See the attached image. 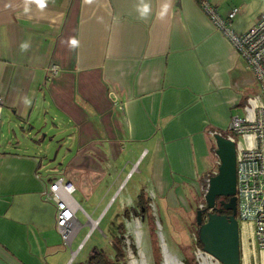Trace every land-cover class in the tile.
Listing matches in <instances>:
<instances>
[{
	"label": "crops",
	"instance_id": "crops-1",
	"mask_svg": "<svg viewBox=\"0 0 264 264\" xmlns=\"http://www.w3.org/2000/svg\"><path fill=\"white\" fill-rule=\"evenodd\" d=\"M201 1L0 0V133L9 124L31 136L40 108L53 109L77 154L139 148L150 155L149 191L167 207L185 206L217 170L212 134L227 132L234 109L242 115L258 95L253 73ZM206 1L222 17L237 8L231 28L239 35L264 13V0ZM1 134L0 264H62L57 207L44 195L55 177L42 173L17 133ZM90 160L89 180L100 167ZM76 177L67 178L73 193L82 185Z\"/></svg>",
	"mask_w": 264,
	"mask_h": 264
},
{
	"label": "rangeland",
	"instance_id": "rangeland-1",
	"mask_svg": "<svg viewBox=\"0 0 264 264\" xmlns=\"http://www.w3.org/2000/svg\"><path fill=\"white\" fill-rule=\"evenodd\" d=\"M39 112L41 119L40 122L33 124L31 136H27L30 129L22 137L23 130L20 127L15 129L13 127L14 132H12L9 124L6 125L4 134H0L4 135L5 139H9L11 136H15L14 133H17L19 140L30 145L42 163L44 175L55 178L63 176L68 181V176L76 173V180L82 184L80 187L77 186V190L72 194L79 207L76 218L79 222L77 228L80 227V229L71 247L65 245L67 251L62 264H87L89 255L94 253L95 249L102 250L106 255L112 257L114 251L111 246V238L114 229L123 241L126 261L129 264L133 262L146 264L154 255V243L151 241L149 233L148 214L145 218L135 215V212L132 211L134 208L138 212L136 201L131 200V197H134V191L139 193V188H145L147 197L152 201L150 213L154 220L160 255L162 244L163 249L166 245L167 251L182 262L185 257L194 256L197 263L203 261L201 256L208 257L206 254H201V248L197 245L198 227L195 223L196 210L204 205L205 181L197 190H191L187 203L184 202L186 207L181 206L178 202L169 205L168 208L162 201V198L165 197H160L156 193L152 194L148 189L151 173L150 155L144 157V154L140 157L139 148H135L132 153L118 152L119 149H117V153L113 154L111 151L109 152L108 148H104L102 153L79 152L77 154L76 138L68 127V123L62 117L56 116L53 109L50 110V108L42 106ZM241 113V109H234V114L241 115ZM2 117L5 121L4 113H2ZM220 133L222 135L229 134L223 131ZM234 137L236 136L234 135ZM211 142V146L215 150L214 140L211 139ZM0 146L3 147L2 142H0ZM91 158L100 167L94 172L91 171L92 177L89 180L85 174H90ZM75 167L77 171L74 170ZM72 180L74 181V179ZM183 186L184 189L190 188V185L184 184ZM126 209H129L130 213L128 217H121L125 224V231L122 233L119 232L115 224L119 219V214L121 215ZM84 212L93 220L99 218L98 224L93 226V231H90V219L85 226L87 216ZM84 239L83 247L75 256H72V252L78 249ZM240 240L241 264H259L262 254L253 250L249 225L240 224ZM127 262L119 264H128Z\"/></svg>",
	"mask_w": 264,
	"mask_h": 264
},
{
	"label": "built area",
	"instance_id": "built-area-1",
	"mask_svg": "<svg viewBox=\"0 0 264 264\" xmlns=\"http://www.w3.org/2000/svg\"><path fill=\"white\" fill-rule=\"evenodd\" d=\"M200 6L244 59L246 68L253 73L258 86V95L247 100L244 113L231 117L227 126L229 134L226 136L234 142L236 151V218L239 224L250 226V242L254 246L253 250L262 254L259 264H264V13L250 30L239 35L231 28L237 8L222 17L206 0H202ZM52 71L57 73L58 67L53 66ZM3 105L4 99L0 96V121ZM73 191L71 182L58 177L44 192L45 198L56 204L57 229L69 247L79 230L76 218L79 207L72 197ZM86 216L87 222L90 219V222L98 224L99 219L93 220ZM93 229L91 225L90 231ZM85 239L72 252V256L83 247Z\"/></svg>",
	"mask_w": 264,
	"mask_h": 264
},
{
	"label": "water",
	"instance_id": "water-1",
	"mask_svg": "<svg viewBox=\"0 0 264 264\" xmlns=\"http://www.w3.org/2000/svg\"><path fill=\"white\" fill-rule=\"evenodd\" d=\"M34 128V127H33ZM32 128V130H33ZM215 143V155L218 166L215 173L207 179L204 193V205L196 210L198 240L201 244V254L217 264H241L242 248L240 240V224L236 218V151L234 142L226 135L212 134ZM228 197V201L219 202L221 209L230 211L222 214L216 208V199ZM206 212L202 217V213ZM161 263L166 257L175 264H184L168 251L165 256L161 244ZM201 264V261H198Z\"/></svg>",
	"mask_w": 264,
	"mask_h": 264
},
{
	"label": "trees",
	"instance_id": "trees-1",
	"mask_svg": "<svg viewBox=\"0 0 264 264\" xmlns=\"http://www.w3.org/2000/svg\"><path fill=\"white\" fill-rule=\"evenodd\" d=\"M212 174H210L209 176H211ZM204 177L201 180L202 182H206L205 185L207 186V181L206 179L209 177ZM150 203L151 200L149 199V197H147V193L144 191V189L140 190L137 199H136V205L138 207V212H136V210L134 208H132L135 212V215L137 216H141V217H145L146 218V214H148V226H149V233L151 236V241L154 243V255H152V257L154 258L155 262L154 264H160L161 263V255L159 253V249H158V240H157V236H156V229H155V225H154V220L151 216V207H150ZM130 213L129 209L124 210V212L120 215L119 214V219L116 222V227L118 228L119 232H124L125 231V224L124 222L121 220V217H128ZM196 223V221H195ZM120 234V233H119ZM197 245L201 248V244L199 242V240L197 239ZM111 246L113 249V255L112 257L106 255L102 250H98L95 249L94 253H91L87 259V264H119L121 262H124L126 260V255L124 252V244L123 241L121 239V236H119L118 234H116V231L114 229V232L112 234V238H111ZM183 262L185 264H198L197 261L195 260L194 256L191 257H185L183 259Z\"/></svg>",
	"mask_w": 264,
	"mask_h": 264
},
{
	"label": "flooded vegetation",
	"instance_id": "flooded-vegetation-1",
	"mask_svg": "<svg viewBox=\"0 0 264 264\" xmlns=\"http://www.w3.org/2000/svg\"><path fill=\"white\" fill-rule=\"evenodd\" d=\"M207 179H208V178H207ZM207 179H206V181H207ZM228 199H229L228 197H219V198H217V199H216V203H215L216 208H217V209H221V206H220L219 202H221V201L227 202ZM221 213H222V214L229 215V214H230V211H229V210H226V209H221ZM205 214H206V212H203V213H202V217H204ZM124 262H127V261L125 260ZM124 262H123V263H124ZM154 262H155V260H154V258L152 257V258H151L146 264H154ZM123 263H122V264H123ZM127 263L129 264V262H127Z\"/></svg>",
	"mask_w": 264,
	"mask_h": 264
},
{
	"label": "bare ground",
	"instance_id": "bare-ground-1",
	"mask_svg": "<svg viewBox=\"0 0 264 264\" xmlns=\"http://www.w3.org/2000/svg\"><path fill=\"white\" fill-rule=\"evenodd\" d=\"M95 224H96L95 221L91 222L92 226H95ZM162 249H163V246H162ZM163 252H164V254L166 256V254H167L166 245H164ZM201 257H203V261L201 262V264H217V263L211 261L207 256H201ZM132 264H135V262H133ZM165 264H175V263H173L170 258L166 257Z\"/></svg>",
	"mask_w": 264,
	"mask_h": 264
},
{
	"label": "clouds",
	"instance_id": "clouds-1",
	"mask_svg": "<svg viewBox=\"0 0 264 264\" xmlns=\"http://www.w3.org/2000/svg\"><path fill=\"white\" fill-rule=\"evenodd\" d=\"M148 10H149V9H148V6L145 5L144 8H143V10H142V15L147 14Z\"/></svg>",
	"mask_w": 264,
	"mask_h": 264
}]
</instances>
